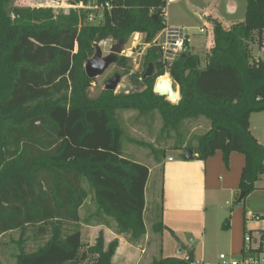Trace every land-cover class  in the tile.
<instances>
[{"label":"trees","instance_id":"obj_1","mask_svg":"<svg viewBox=\"0 0 264 264\" xmlns=\"http://www.w3.org/2000/svg\"><path fill=\"white\" fill-rule=\"evenodd\" d=\"M14 1L0 0V239L31 230V241L43 240L27 253L21 239L15 264H115L118 239L106 246L100 232L93 245L82 241L83 228L93 222H114L117 234L133 245L145 238L150 170L125 156L123 141L149 148L157 161L166 154L129 139L119 111L157 112L170 131L188 120H208L210 130L186 151L202 161L221 151L226 164L231 153L243 154L239 197L244 194V202L256 191L264 176V145L252 134L250 118L264 112V56L255 58L253 49L264 51V0H247L244 23L230 29L215 23L217 38L206 67L190 52L166 63L152 46L144 66L153 65V76L144 80V70L140 81L134 75L140 90H105L95 99L90 97L95 79L85 65L96 46L128 41L134 33L152 44L166 27V1L99 0L111 8L94 25L86 23L84 11L55 17L51 8L17 7ZM89 1L70 0L73 5ZM130 62L118 58L123 76ZM165 75L178 88V104L154 93L155 82ZM162 227L160 220L155 228ZM259 254L262 247L243 252ZM151 264L188 263L169 257Z\"/></svg>","mask_w":264,"mask_h":264},{"label":"crops","instance_id":"obj_2","mask_svg":"<svg viewBox=\"0 0 264 264\" xmlns=\"http://www.w3.org/2000/svg\"><path fill=\"white\" fill-rule=\"evenodd\" d=\"M246 9L247 0H172L167 3L165 9L166 25L171 29L184 28L192 33L193 39L188 52L200 56L204 68L217 38L215 23L221 24L225 29L244 23ZM201 29H205L206 33L201 34ZM250 125L254 137L264 145L263 129L252 115ZM181 147L178 144L173 146L176 149ZM183 148L185 150L181 160L166 154L164 159L155 161L153 166H147L150 176L145 193L144 218L150 211L152 225L147 226L145 222L147 234L139 244L133 245L129 243L128 237L118 235L116 225L112 221L108 224L93 222L90 226H85L91 235V241L86 239V242L93 245L100 232L103 233L106 246L118 239L119 247L113 258L115 264L117 257H122V247L127 248L131 260L134 256L131 251L136 247L140 249L144 255L141 264H151L159 258L186 259L187 254L182 251L180 244L194 249L195 259L203 261L216 260L219 254L238 258L243 256V252L248 248L245 243L247 233L256 239L259 233L264 232V208H252L250 211L247 205H244L246 199L238 203L240 180L246 164L245 156L233 152L226 164L221 151H217L206 161L198 160L194 152V158L186 161L183 159L186 144ZM170 158L173 160L170 161ZM260 191L263 193L261 196H264V185L257 184L255 192L260 194ZM155 199L160 201L156 217L155 209L150 210V204H154ZM234 201L236 202L233 204ZM249 214L258 215L262 219L249 222ZM160 220L162 229L155 228ZM84 228L82 237H85ZM221 234H225L223 241H218L217 235ZM149 250L151 254L149 260H146L145 256Z\"/></svg>","mask_w":264,"mask_h":264},{"label":"rangeland","instance_id":"obj_3","mask_svg":"<svg viewBox=\"0 0 264 264\" xmlns=\"http://www.w3.org/2000/svg\"><path fill=\"white\" fill-rule=\"evenodd\" d=\"M62 1L63 0H15L13 4L14 6L17 7L34 8V6H38L41 4L56 5V3ZM99 19L102 20L101 17ZM136 34H137V39L135 40L134 45H136L137 40L142 37V34L139 33ZM115 44L117 43H113L109 40L100 45L104 57L109 55L110 48ZM254 51H255V58L264 56V53L263 52L261 53L257 47H254ZM125 55L129 56V53H125ZM130 61H131L130 62L131 69L130 72L125 76H123V70L117 67L116 64H114L111 65L103 75H101L98 78H95V82L92 84V87L90 89V97L92 99L97 98L102 91H105V84L107 83V81L112 79L117 74L121 75L122 79L118 89L115 91L116 94H128L140 90V88L135 84L133 79L135 77L134 75H139V78L137 77L135 78L141 81L140 76L144 73V70L145 72L147 71L144 66L145 59L143 58L139 65H135L132 60ZM164 77L170 78L169 75H165ZM252 117L255 119V122L262 127L264 132V112L253 113ZM118 118L126 133V136L129 137V139H135L137 141H141L146 144H151L156 148L158 153L163 154V152H165V154L172 155L178 158L179 160L182 159L185 150L183 148V145L186 144V147L189 145H191V147H195L197 145V138L203 134H206L210 130V126H211L208 120L201 118L198 120L185 121L180 126L179 131L164 130L163 129L164 122L160 114H158L157 112L148 115H140L138 112L135 111H119ZM123 144H124V154L127 158H131L148 167L153 166L155 161H157L155 155L152 154L149 148L132 144L128 139H125L123 141ZM175 144L176 145L178 144L179 146L182 147L180 149L173 148ZM154 175H156V173ZM257 184L261 186L264 185V176L260 178ZM262 194H263L262 192L260 194L258 192H253L251 195H249L246 198V202L244 205L245 206L247 205L250 211L252 210V208H258L262 210V207L264 208V199L262 198L264 196H261ZM150 201H151V196H150ZM235 202L236 201H234L233 204ZM159 204L160 201H157L156 199L154 204L153 203L150 204V210L152 211V208L155 209L154 217L157 216L156 212ZM89 209L90 207L88 206L85 207V209L82 211V216L84 218L87 217L89 213ZM150 214L151 212L149 211L145 217V222L147 226L152 225ZM222 224L223 222L221 223V227ZM86 229L87 228L85 227L84 232L85 231L86 232L84 233L85 237H82L83 242H86V239H89V241H91L90 232H87L88 230ZM31 235H32L31 230H29L25 236H22V232L20 231H16L4 235L0 239V264H15V256L20 252V244H18V242L21 239L23 240L22 247H24L27 253H31L35 251L37 249V246L43 243V240L39 241L38 243L37 242L35 243V241H31ZM223 236H225V234H221L220 236L217 235V240L223 241ZM126 249L127 248L122 247V250L120 252L122 257L118 256L116 259V263L141 264L142 257L144 256L141 254V250L138 249L137 247L134 250H132L131 252L133 253L134 256L131 260V257L128 256V251ZM150 254H151V250H149V253L145 256L146 260L147 259L149 260ZM219 255H217V258ZM215 261H216L215 259L205 260V262L208 264H213Z\"/></svg>","mask_w":264,"mask_h":264},{"label":"built area","instance_id":"obj_4","mask_svg":"<svg viewBox=\"0 0 264 264\" xmlns=\"http://www.w3.org/2000/svg\"><path fill=\"white\" fill-rule=\"evenodd\" d=\"M166 4L172 0H165ZM34 8H51L54 10L55 17L60 15L67 16L70 10H77L79 12L84 11L88 13L86 20L87 24H100L103 21V13L105 10L111 8L110 3H101L99 0H90L88 3H79L73 5L70 0H63L62 2L56 3V5L50 4H41L34 6ZM102 18L99 19V18ZM163 22L166 25V12L163 14ZM201 34H205L206 30L201 29ZM192 41V35L184 28L181 29H171L167 25L165 29L157 35L152 44L143 43L142 37L137 40L136 45H134L133 50L125 52L129 53L122 55L134 62L135 65H139L147 53V50L152 46L158 47L163 55V59L166 63H171L176 58L185 54L190 49V44ZM264 53V51H263ZM173 158H170L172 161ZM261 217L255 214H249L247 221H261ZM245 243L248 245V248L264 249V232L259 233L258 238H254L250 233H247L245 237ZM247 248V249H248ZM246 249V250H247ZM245 250V251H246ZM187 260V258H186ZM193 264H208L203 260L195 259ZM213 264H264V254H259L257 256H241L234 257L227 254H220L216 261Z\"/></svg>","mask_w":264,"mask_h":264},{"label":"water","instance_id":"obj_5","mask_svg":"<svg viewBox=\"0 0 264 264\" xmlns=\"http://www.w3.org/2000/svg\"><path fill=\"white\" fill-rule=\"evenodd\" d=\"M136 33H134L128 41H120L117 44L113 45L110 48V53L108 56H103V51L101 47L96 46L95 55L86 63L85 70L86 74L90 79H95L103 75L111 65L117 63L118 58L122 56L125 52L131 51L134 48V42L136 40ZM185 56V55H184ZM154 73V67L151 64L147 69L144 80L151 78ZM163 78V77H161ZM161 78L157 79L154 86V93L167 98L171 103L178 104L180 103V93L175 87L174 82L169 78L168 80L161 81ZM121 75L117 74L112 79L107 81L105 84L106 91L115 92L119 84L121 83ZM194 158V151H186L183 159L186 161L192 160ZM244 199V194H241L238 200V203H241ZM180 248L187 254V263L193 264L195 261V250L191 249L189 246L180 244Z\"/></svg>","mask_w":264,"mask_h":264},{"label":"bare ground","instance_id":"obj_6","mask_svg":"<svg viewBox=\"0 0 264 264\" xmlns=\"http://www.w3.org/2000/svg\"><path fill=\"white\" fill-rule=\"evenodd\" d=\"M136 39H137V35H136ZM169 78H165V77H163V78H161V81H165V80H168Z\"/></svg>","mask_w":264,"mask_h":264}]
</instances>
